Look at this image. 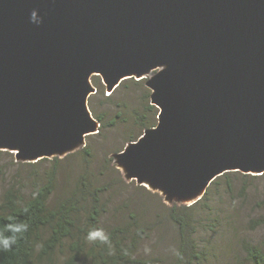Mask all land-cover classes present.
I'll return each instance as SVG.
<instances>
[{
  "label": "water",
  "instance_id": "obj_1",
  "mask_svg": "<svg viewBox=\"0 0 264 264\" xmlns=\"http://www.w3.org/2000/svg\"><path fill=\"white\" fill-rule=\"evenodd\" d=\"M94 77L146 80L159 110L112 156L126 182L189 207L227 173L264 175V0H0V151L86 147Z\"/></svg>",
  "mask_w": 264,
  "mask_h": 264
},
{
  "label": "rangeland",
  "instance_id": "obj_2",
  "mask_svg": "<svg viewBox=\"0 0 264 264\" xmlns=\"http://www.w3.org/2000/svg\"><path fill=\"white\" fill-rule=\"evenodd\" d=\"M92 83L97 93L89 99V107L94 118L103 120L104 128L101 124L99 134L87 138L86 147L58 158L56 164L55 159L21 163L16 161L14 154L0 151V202L11 187L27 194L32 192L35 184L49 179L48 174L56 165L53 202L69 196L83 177L93 186L105 187L107 192L102 201L106 212L101 218L100 229L106 232L137 221L144 235L137 239L136 257L149 264H173L179 235L169 217L172 206L159 194L136 182H126L112 158L146 131L141 126L142 117L151 126L157 125L159 110L151 104V90L146 80H126L112 92L106 90L100 77H94ZM149 106L154 107L153 111L147 110ZM243 175L228 174L233 184L232 192L228 191L224 177L217 179L218 185H211L207 190L205 206L193 211L196 221L193 239L205 252L206 264H241L246 258L243 241L252 244L264 241V225L258 224L264 220V177Z\"/></svg>",
  "mask_w": 264,
  "mask_h": 264
},
{
  "label": "trees",
  "instance_id": "obj_3",
  "mask_svg": "<svg viewBox=\"0 0 264 264\" xmlns=\"http://www.w3.org/2000/svg\"><path fill=\"white\" fill-rule=\"evenodd\" d=\"M153 109V106L147 107L149 112ZM95 118L103 129V120ZM140 120L145 130L153 127L146 122L145 117ZM54 161L56 164L59 160L55 158ZM228 174L221 177L226 179L227 189L232 192L233 184ZM48 175L46 182L37 186L35 184L36 187L28 194L15 187L3 194L0 202V232L5 236L12 235L11 232H3L4 225L8 223H26L28 229L23 234H17V242L9 250L0 248V264H149L136 257L137 239L144 235L138 229L137 221L106 231L108 244L88 240L89 231L100 229L101 218L106 212L102 201L107 192L105 187L93 186L83 177L69 196L53 202L57 186L56 165ZM258 177L264 175L254 178ZM216 184L218 182L215 180L211 185ZM207 194L193 206L175 205L170 209L169 217L179 235V255L176 253L173 264L208 262L205 252L193 239L195 232L192 233L196 222L193 220V211L204 204ZM10 216L13 217L11 221L8 220ZM258 224L264 225V220ZM242 248L246 258L241 264H264V241L258 244L243 241Z\"/></svg>",
  "mask_w": 264,
  "mask_h": 264
},
{
  "label": "clouds",
  "instance_id": "obj_4",
  "mask_svg": "<svg viewBox=\"0 0 264 264\" xmlns=\"http://www.w3.org/2000/svg\"><path fill=\"white\" fill-rule=\"evenodd\" d=\"M31 21L36 24H39L41 22L36 10H33L31 13ZM12 219L13 217H8L9 221H11ZM27 229L28 225L26 223L5 224L3 227V232H11L12 235L5 236L2 234V232H0V248H2L3 250H9L11 246L17 242V234H23V232L27 231ZM87 238L89 241L98 240L101 243H109V237L105 234L103 229H95L89 231ZM177 255H179V253H177Z\"/></svg>",
  "mask_w": 264,
  "mask_h": 264
}]
</instances>
